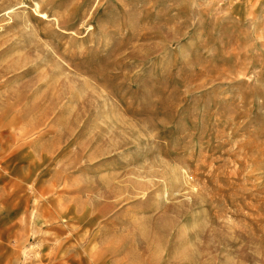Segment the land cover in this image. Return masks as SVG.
Here are the masks:
<instances>
[{
    "label": "rangeland",
    "instance_id": "1",
    "mask_svg": "<svg viewBox=\"0 0 264 264\" xmlns=\"http://www.w3.org/2000/svg\"><path fill=\"white\" fill-rule=\"evenodd\" d=\"M0 264H264V0H0Z\"/></svg>",
    "mask_w": 264,
    "mask_h": 264
}]
</instances>
